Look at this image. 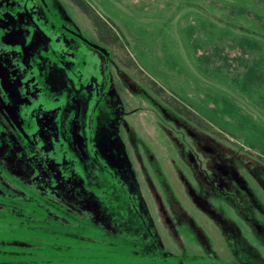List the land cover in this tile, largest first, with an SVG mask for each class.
<instances>
[{
  "label": "rangeland",
  "instance_id": "rangeland-1",
  "mask_svg": "<svg viewBox=\"0 0 264 264\" xmlns=\"http://www.w3.org/2000/svg\"><path fill=\"white\" fill-rule=\"evenodd\" d=\"M85 1L135 67L69 0H0V212L264 264V0Z\"/></svg>",
  "mask_w": 264,
  "mask_h": 264
},
{
  "label": "trees",
  "instance_id": "trees-1",
  "mask_svg": "<svg viewBox=\"0 0 264 264\" xmlns=\"http://www.w3.org/2000/svg\"><path fill=\"white\" fill-rule=\"evenodd\" d=\"M89 20L96 40L110 47L119 56V62L126 59L123 66L135 64L129 59L125 48L113 27L104 20L85 0H69ZM127 56V57H126ZM138 73L141 70L137 69ZM147 81V80H146ZM150 88L162 98V88L148 80ZM164 101H166L164 99ZM177 113L188 120L197 121L195 114L183 104L171 105ZM180 105V106H178ZM0 223L11 224L15 229L0 230V239H14L38 247L31 254H0V262L5 264H238L224 259H209L198 256L165 255L138 240L102 231L106 242H96L60 232L55 225L42 219L20 218L6 212H0ZM28 228L33 229L27 230ZM97 233V232H96Z\"/></svg>",
  "mask_w": 264,
  "mask_h": 264
},
{
  "label": "flooded vegetation",
  "instance_id": "flooded-vegetation-1",
  "mask_svg": "<svg viewBox=\"0 0 264 264\" xmlns=\"http://www.w3.org/2000/svg\"><path fill=\"white\" fill-rule=\"evenodd\" d=\"M154 250H156V249H154Z\"/></svg>",
  "mask_w": 264,
  "mask_h": 264
}]
</instances>
